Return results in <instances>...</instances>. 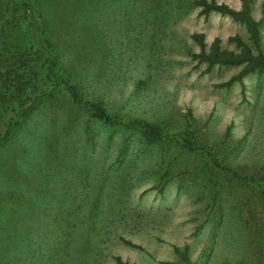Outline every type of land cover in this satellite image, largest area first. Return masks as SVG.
<instances>
[{"label": "rangeland", "instance_id": "obj_1", "mask_svg": "<svg viewBox=\"0 0 264 264\" xmlns=\"http://www.w3.org/2000/svg\"><path fill=\"white\" fill-rule=\"evenodd\" d=\"M20 1L0 0V19ZM194 1L40 0L57 67L84 103L55 92L0 144V264H181L174 245L189 247L192 264H264V201L252 181L264 178V73L216 87L241 67L206 71L190 36L233 51L229 37L248 36ZM262 3H251L255 20ZM3 24L0 131L22 109L12 94L27 107L31 74L44 70L33 69L30 34ZM91 102L126 124L94 119ZM134 121L165 140L149 141ZM189 123L192 152L176 144Z\"/></svg>", "mask_w": 264, "mask_h": 264}, {"label": "trees", "instance_id": "obj_2", "mask_svg": "<svg viewBox=\"0 0 264 264\" xmlns=\"http://www.w3.org/2000/svg\"><path fill=\"white\" fill-rule=\"evenodd\" d=\"M63 0H61L62 2ZM241 7L239 10H234L224 3H217L215 0H196L193 4L201 8V14L204 17H208L211 12L226 15L232 19V21L243 25L247 33V42L243 41L239 36L235 35L229 37L228 41L233 42L236 51L222 49L220 45V39L215 38L211 44L207 47L205 42V35L203 33H193L190 37L192 41L199 47L198 53H191V57L197 59L199 63H205L207 65L206 71H209L215 65L219 66H239L241 69L239 72L227 81L217 84V88H230L234 83L243 85V80L251 74H263L264 73V52L262 49V33L261 29L264 25V0L262 3L263 14L262 18L255 20L252 16L251 3L253 0H239ZM63 6V5H62ZM11 7H6V10L2 13V19H0V33L6 28L3 23H9L11 28H16L18 32H25L30 34L29 46L30 50L28 55L31 57L34 70H43V78H38V75L31 74V81L28 82L29 88L33 92V97L29 99L27 107L24 106V97L15 95L14 98L22 108L16 113L15 118L10 121L6 127L0 131V144L6 141L20 126L22 120L29 116L35 107L45 97L54 94L55 92H64L70 97L73 103H84L81 99L77 86L58 69L57 57L55 53V47L51 35H49V21L43 13V9L40 4V0H21L19 6L16 9V14L11 11ZM25 53V54H27ZM24 54V55H25ZM41 71V70H40ZM23 72L32 73L23 69ZM45 79V80H44ZM45 82L46 88L40 87L41 82ZM47 81V82H46ZM49 83V85H47ZM91 116L98 121H101L105 125H125L126 123L118 120L111 115L105 107L99 102L86 103ZM191 116L190 112L188 113ZM137 128H139L142 134L151 142L161 141L163 142L166 135H163V129L159 126L149 125L146 123H140L134 121ZM132 125V123H128ZM191 124L188 125V130L179 134V138L176 144L183 150L192 152L199 150V145L194 140V129H189ZM139 130V131H140ZM196 131V130H194ZM220 165L219 163H217ZM253 184L257 187L258 194L264 201V178L253 179ZM63 219V218H62ZM62 224L65 226V235H70V229L68 224L63 219ZM122 242L127 245H132L129 241L120 238ZM65 245H59L58 251L61 253L64 251ZM174 252L179 256L181 264H192L189 256V247L183 248L173 246ZM64 257V254H63ZM65 258V257H64ZM116 264H129L127 261H123L120 257H113Z\"/></svg>", "mask_w": 264, "mask_h": 264}]
</instances>
